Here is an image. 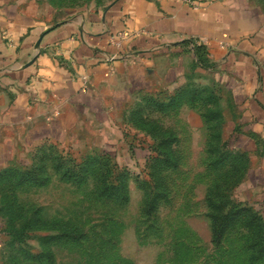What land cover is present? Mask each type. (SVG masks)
Returning a JSON list of instances; mask_svg holds the SVG:
<instances>
[{"label": "rangeland", "instance_id": "obj_1", "mask_svg": "<svg viewBox=\"0 0 264 264\" xmlns=\"http://www.w3.org/2000/svg\"><path fill=\"white\" fill-rule=\"evenodd\" d=\"M51 1L64 16L115 0ZM179 89L195 101L152 105L172 102L176 90H166L134 106L175 140L168 149H153L158 132L143 130L129 111L127 149L47 144L19 164L0 165L22 176L0 182V264H264V135L248 134L263 156L254 165L222 90L193 81ZM168 150L173 166L151 167ZM239 210L217 238L215 217Z\"/></svg>", "mask_w": 264, "mask_h": 264}, {"label": "crops", "instance_id": "obj_2", "mask_svg": "<svg viewBox=\"0 0 264 264\" xmlns=\"http://www.w3.org/2000/svg\"><path fill=\"white\" fill-rule=\"evenodd\" d=\"M198 2L115 0L58 16L51 0H0V165L46 144L127 149L137 102L192 81L222 90L239 147L260 163L248 134L264 135V0Z\"/></svg>", "mask_w": 264, "mask_h": 264}, {"label": "trees", "instance_id": "obj_3", "mask_svg": "<svg viewBox=\"0 0 264 264\" xmlns=\"http://www.w3.org/2000/svg\"><path fill=\"white\" fill-rule=\"evenodd\" d=\"M199 63L206 66L205 62L202 60L201 57H199ZM175 95L173 96L172 99H170V101H172L168 106H162V104L159 102V100H154V98H152L153 96H148V97H144L142 100L146 101V103H148L147 105H149V102H151L150 98L154 101H152V105H157L158 108H160L161 110H164L166 108H178L180 105H182L185 102H193L195 101L196 95H194L192 92H186V91H181L179 88L175 91ZM156 103V104H155ZM139 109L140 106H137ZM148 107V106H147ZM137 109H132V111L129 112L130 115V119L131 121H135L134 118L140 116L141 117V126L143 130L146 131H150L152 133L154 132H158L153 138L155 140V146H153V149H168L169 146H172L175 142L174 139L172 140H168L169 138L163 135L164 131H158L155 128L151 127V124H149V122L146 120V122H143V117H144V107H142V110H140V112H137L139 110ZM138 113V114H137ZM137 119L135 121V123H137ZM150 126V127H148ZM169 144V146L167 145ZM47 145V144H46ZM130 151H132V147L130 146ZM241 157H245V162H247V157L246 154H241ZM152 165L151 167H170L173 166L174 160H173V154L171 150L165 151V154H159L157 155V157L152 158L151 160ZM148 164V163H147ZM20 180L22 179L21 173L17 172L15 170V168H8L5 169L3 171H0V182L1 181H8V180ZM244 210H239L238 212L234 213V214H228L227 216H225V218L223 217L222 219L219 217H215V223H214V232H215V236L217 238H221L224 231H226L227 229L230 228V226L236 221L237 217H239V214H241V212H243Z\"/></svg>", "mask_w": 264, "mask_h": 264}, {"label": "built area", "instance_id": "obj_4", "mask_svg": "<svg viewBox=\"0 0 264 264\" xmlns=\"http://www.w3.org/2000/svg\"><path fill=\"white\" fill-rule=\"evenodd\" d=\"M187 3H189L190 5H192L194 8H198L200 6V3L198 2V0H185Z\"/></svg>", "mask_w": 264, "mask_h": 264}]
</instances>
